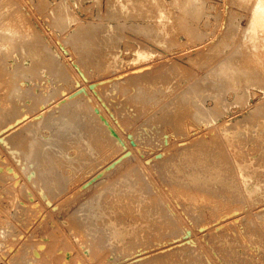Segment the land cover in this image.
Instances as JSON below:
<instances>
[{
	"label": "rangeland",
	"instance_id": "obj_1",
	"mask_svg": "<svg viewBox=\"0 0 264 264\" xmlns=\"http://www.w3.org/2000/svg\"><path fill=\"white\" fill-rule=\"evenodd\" d=\"M133 1L0 0V264H264V28H252L256 0ZM70 125L97 138L95 160L62 135ZM23 126L46 157L62 158V146L67 159L46 173L14 137ZM116 186L121 197L95 198Z\"/></svg>",
	"mask_w": 264,
	"mask_h": 264
},
{
	"label": "bare ground",
	"instance_id": "obj_2",
	"mask_svg": "<svg viewBox=\"0 0 264 264\" xmlns=\"http://www.w3.org/2000/svg\"><path fill=\"white\" fill-rule=\"evenodd\" d=\"M113 1H116V0H113ZM119 1H120V0H119ZM127 1H128V0H127ZM135 1L142 3V5H147V1H148V0H135ZM135 1H133L134 4H135ZM149 1H150V3L152 4V2H155L156 0H149ZM43 3H44V2H43ZM113 3H114V2H113ZM129 3H130V0H129ZM118 4H119V3H118ZM131 4H132V2H131ZM131 4H130V5H131ZM136 4H137V3H136ZM153 4H154V3H153ZM140 5H141V4H140ZM137 6H138V5H137ZM151 6H152V5H151ZM153 6L156 7V5H153ZM153 6H152V7H153ZM42 7H43V5H42ZM114 7H115V6H114ZM141 7H142V6H141ZM144 7H145V6H144ZM146 7H147V6H146ZM152 7H149V8H152ZM142 8H143V7H142ZM147 8H148V7H147ZM153 9H154V8H153ZM153 9H152V10H153ZM156 9L158 10V9H160V8H156ZM156 9H155V11L158 12ZM148 10H149V9H148ZM152 10H151V11H152ZM160 10H161V9H160ZM155 11H153V12L155 13ZM161 11H162V10H161ZM112 12H113V11H112ZM158 13H160V12H158ZM111 14H113V13H111ZM152 14H153V13H152ZM156 14H157V13H156ZM156 14H155V16H156ZM115 15H116V14H115ZM111 17H112V16H111ZM151 17H153V16H151ZM158 17H159V15H158ZM153 18H154V17H153ZM156 18H157V17H156ZM155 20H156V19H155ZM11 22H12V21H11ZM8 23H9V22H8ZM59 23H61V22H59ZM251 23H252V21H251ZM62 24H63V23H62ZM6 25H7V24H6ZM185 25H186V24H185ZM259 25L263 26L262 28H264V0H256L255 5H254V8H253V23H252V28H255V27L257 28ZM4 26H5V25H4ZM0 28H1V26H0ZM137 29H138V28H137ZM249 29H250V28H249ZM260 30H261V29H260ZM81 32H82V31H81ZM250 33H251V32H250ZM250 33H249V34H250ZM254 34H256V32H255ZM72 38H74V37H72ZM257 38H258V37H257ZM263 39H264V38H263ZM78 40H79V39H78ZM82 41H83V40H82ZM263 42H264V41H263ZM74 43H75V42H74ZM91 45H92V43H91ZM3 46H4V45H3ZM76 48H77V47H76ZM28 50H30V49H28ZM83 50H84V49H83ZM26 52H27V51H26ZM29 52L32 53V49H31V51H29ZM29 52H28V53H29ZM35 52H36V51H34L33 54H34ZM35 55L39 58V54H38V53H36ZM81 55H82V53H81ZM84 55H85V54H84ZM84 55H82V56H84ZM40 58H41V57H40ZM114 59H115V58H114ZM39 60H41V59H39ZM47 60H48V59H47ZM45 61H46V59H45ZM40 63H42V60H41ZM46 63H48V61H46ZM226 63H227V62H226ZM232 63H233V61H232ZM38 64H39V61H38ZM3 65H4V64H3ZM228 65H229V62H228ZM228 65H227V66H228ZM108 66H109V65H108ZM110 66H111V64H110ZM218 66H220V65H218ZM231 66H232V65H231ZM0 67H1V66H0ZM4 67H5V66H3V68H4ZM23 67H24V66H23ZM228 67H229V66H228ZM1 68H2V67H1ZM17 69H19V68L17 67ZM22 69H25V67H24V68H21L20 70H22ZM3 70L5 71V70H7V68L5 67ZM3 70H2V71H3ZM4 71H3V73H4ZM214 72H215V70H214ZM237 74H238V73H237ZM243 76H244V75H243ZM253 76H254V75H253ZM253 76H252V77H253ZM247 77H248V76H247ZM247 77H246V78H247ZM254 77H256V76H254ZM237 78H238V77H237ZM250 78H251V77H250ZM257 78H258V77H257ZM223 79H224V78H223ZM227 79H228V78H227ZM228 80H229V79H228ZM228 80H227V81H228ZM235 80H236V79H235ZM244 81H245V80H244ZM214 82H215V81H214ZM223 82H224V81H223ZM232 82H233V81H232ZM234 82H235V81H234ZM240 82H241V81H240ZM247 82H249V81H247ZM250 82H251V81H250ZM255 82H256V81H255ZM255 82H254V83H255ZM257 82H258V81H257ZM226 83H228V82H226ZM217 84H218V83H217ZM221 84H222V82H221ZM228 84H229V83H228ZM238 84H239V83H238ZM238 84H237V85H238ZM218 85H219V84H218ZM232 85H233V84H232ZM215 86H216V85H215ZM222 86H223V85H222ZM224 86H225V84H224ZM228 86H229V85H228ZM233 86H234V85H233ZM244 86H246V85H244ZM201 87H202V86H201ZM216 87H218V86H216ZM219 87H221V86H219ZM230 87H231V89H232V86H230ZM221 88H222V87H221ZM225 88H227V87H225ZM219 89H220V88H219ZM227 89H228V88H227ZM241 89H243V88H241ZM198 90H199V89H198ZM205 90H206V89H204V91H205ZM220 90H221V89H220ZM233 90L235 91L236 89H233ZM202 91H203V90H202ZM225 91H226V90H225ZM204 93H205V92H204ZM227 96H228V95H227ZM229 96H230V95H229ZM239 96H240V95H239ZM235 97H236V96H235ZM239 98H240V97H239ZM241 98H242V97H241ZM224 100H225V99H224ZM222 102H223V101H222ZM218 103H219V102H218ZM67 106H68V105H67ZM13 108H14V107H13ZM166 109H167V108H166ZM166 109H165V111H166ZM15 110H17V109H15ZM15 110H14V113H16ZM41 110H42V109H41ZM168 110H169V109H168ZM216 110H217V109H216ZM18 112H19V111H18ZM37 112H38V111H37ZM39 112H41V111H39ZM162 112H163V111H162ZM168 112H170V111H168ZM214 112H216V111L214 110ZM44 113H45V112H44ZM12 114H13L12 112L9 113V116H11ZM16 114H17V113H16ZM20 114H21V112H20ZM68 114H69V110H68V108L66 107V110H65V117H67ZM209 114H210V113H209ZM209 114H208V115H209ZM216 114H217V113H216ZM42 115H43V114H42ZM165 115H166V114H165ZM165 115H164V116H165ZM172 115H173V114H172ZM261 115L264 116V114H261ZM19 116H20V115H19ZM19 116H17L18 119H19ZM164 116H163V117H164ZM31 117H32V116H31ZM51 117H52L51 115L48 116V122H49V124H51V126H54V123H52V119H51ZM171 117H172V116H171ZM209 117H210V116H209ZM172 118H173V117H172ZM257 118H258V117H257ZM21 119H22V117H21ZM169 119H171V118L169 117ZM28 120H29V119H28ZM167 120H168V119H167ZM174 120H178V118H176V119L174 118ZM259 120H260V119H259ZM261 120H262V119H261ZM19 121H20V120H19ZM19 121L17 120V123H20ZM25 121H26V120H25ZM23 122H24V121H23ZM29 122H30V120H29ZM174 122H175V121H174ZM262 122H263V120H262ZM17 123H16V125L18 126ZM21 123H22V121H21ZM32 123H33V122H30V124L27 123L28 125H27V126L25 125V126L28 127V126H30ZM180 123H181V122H180ZM24 124H26V123H24ZM19 125H20V124H19ZM17 126H14V129H15ZM70 126H71V128H68L67 130L64 129V130L62 131V135H65L66 137H69V138H70V137H76V138L78 139L77 142L82 146V147L80 148V149H81V153L83 152L81 155H84V153H87L88 155L91 156V157H89L90 160H95V157H94V156H95V154H97V152H95V149H96V147H98V146H97V138L93 137V138H91L90 140H88L87 138L82 137V131H81V128H80L78 125H70ZM18 127H20V126H18ZM26 127L23 126V128H18V129L16 130V132L14 133V134H15L14 137H18V139H19V143L21 144V146H23L24 148L26 147L27 149H30V151L28 150L29 152L27 151L28 153L26 152V153L28 154V156H31L30 158H33V159L36 158V159H37V161L35 160L36 163L38 162L39 167H41V166L43 165V166H44L43 170H44L45 172L48 171L47 169H49L50 171H52V168H53V167H56V168H57V166H56V165H57V162H56V161H57L58 159H60V160H59V162H60V161L62 160V158L66 157V156L68 155L67 152L65 151V149H64L62 146L59 147V148H60L59 155H60L62 158H59V157H58V158H56V159H57V160H56V159H53V157L51 158V156H50V157H49V156L46 157L44 154H42V151H40L39 148H38L35 144H33L32 142H29L27 139H25V137L23 136V133H22V132L25 130ZM179 127H180V126H179ZM181 127H182V126H181ZM9 129H10V128H9ZM14 129H13V130H14ZM56 129L61 131V129H60L59 127H56ZM92 129H93V130H92ZM92 129H91L92 131H95V130L97 131V130H98L97 127H95V130H94L93 127H92ZM91 130H90V131H91ZM183 130H184V128H183ZM186 130H187V129H186ZM10 131H11V129L9 130V132H10ZM263 132H264V131H263ZM6 133H7V132H6ZM63 133H64V134H63ZM94 133H96V132H94ZM97 133H98V132H97ZM185 133H186V131H185ZM186 134H187V133H186ZM11 136H13V135H11ZM11 136H10V137H11ZM188 138H189V137H188ZM186 139H187V138H186ZM183 140H184V139H183ZM188 140H189V139H188ZM46 141H47V140H45V142H46ZM190 141H191V139H190ZM236 141H237V140H236ZM259 141H260V140H259ZM263 142H264V141H263ZM209 144H210V143H209ZM229 144H230V143H229ZM238 144H239V143H238ZM238 144H237V145H238ZM240 144H241V143H240ZM262 144H263V143H262ZM80 145H79V146H80ZM210 145H211V144H210ZM204 146H206V145H204ZM212 146H213V145H212ZM223 146H225L224 143H223ZM234 146H235V145H234ZM93 147H94V148H93ZM213 147H214V146H213ZM227 147H228V146H227ZM238 147H239V146H238ZM240 147H241V146H240ZM205 148H206V147H205ZM219 148H220V147H218V149H219ZM225 148H226V147H225ZM228 148H229V147H228ZM235 148H236V147H235ZM206 149H207V148H206ZM212 149H213V148H212ZM260 149H261V148H260ZM224 150H225V149H224ZM236 150H238V149H236ZM241 150H242V149H241ZM209 151H210V148H209ZM209 151H205V152H206V153H210V152H212V151H213L212 153L215 152V150H212V151H210V152H209ZM220 151H221V150H220ZM220 151H219V152H220ZM226 151H228V150H226ZM230 151H231V150H230ZM238 151H240V150H238ZM24 152H25V151H24ZM217 152H218V151H217ZM222 152H223V151H222ZM235 152H236V151H235ZM187 153H188V152H187ZM187 153H186V154H187ZM223 153H224V152H223ZM226 153H227V152H226ZM245 153H246V152H245ZM254 153H255V152H254ZM196 154H197V153H196ZM224 154H225V153H224ZM231 154H232V153H231ZM238 154H239V153H238ZM240 154H241V153H240ZM260 154H261V153H260ZM12 155H13V154H12ZM81 155H80V156H81ZM85 155H86V154H85ZM88 155H87V156H88ZM197 155H198V154H197ZM200 155H201V154H200ZM204 155H206V154H204ZM211 155H212V154H211ZM232 155H233V154H232ZM87 156H86V157H87ZM192 156L194 157V155H192ZM208 156H209V155H208ZM236 156H237V154H236ZM247 156H248V155H247ZM260 156H261V155H260ZM81 157H82V156H81ZM81 157H80V159H79L80 161H81ZM176 157H177V156H176ZM187 157H188V156H187ZM187 157H186V158H187ZM190 157H191V156H190ZM169 158H170V157H169ZM181 158H182V157H181ZM202 158H203V157H202ZM210 158H211V157H210ZM224 158H226V157H224ZM229 158H230V157H229ZM246 158H247V157H246ZM248 158H250V157H248ZM66 159H67V157H66ZM82 159H83V161L85 160L84 158H82ZM96 159H97V157H96ZM170 159H171V158H170ZM231 159H232V158H231ZM233 159H234V158H233ZM237 159H238V158H237ZM237 159H236V160H237ZM55 160H56V161H55ZM70 160H71V159H70ZM70 160H69V161H70ZM165 160H166V159H165ZM174 160H175V159H174ZM174 160H173V161H174ZM208 160H209V158H208ZM234 160H235V159H234ZM245 160H246V159H245ZM62 161H65V160H62ZM62 161H61V162H62ZM69 161H68V162H69ZM72 161L74 162V160H72ZM72 161H70V164L72 163ZM87 161H88V160H87ZM167 161H169V160H167ZM171 161H172V160H171ZM224 161H225V160H224ZM224 161H223V162H224ZM228 161H229V160H228ZM230 161H231V160H230ZM248 161H250V160H248ZM252 161H253V160H252ZM252 161H251V162H252ZM93 162H94V161H93ZM93 162H91V163H93ZM160 162H161V161H160ZM160 162H159V163H160ZM178 162H179V161H178ZM178 162H177V163H178ZM198 162H199V160H198ZM201 162H202V161H201ZM205 162H206V161H205ZM205 162H204V164H205ZM240 162H241V160H240ZM240 162H239V163H240ZM255 162H256V161H255ZM257 162H258V161H257ZM174 163H175V161H174ZM174 163H173V164H174ZM177 163H175V164H177ZM179 163H180V162H179ZM187 163H189V162H187ZM190 163H191V162H190ZM209 163H210V162H209ZM224 163H226V162H224ZM231 163H232V162H231ZM231 163H230V164H231ZM239 163H236V164H239ZM244 163H245V162H244V160H243V165H244ZM247 163H248V162H247ZM247 163H245V166H246ZM50 164H51V165H50ZM58 164H59V163H58ZM67 164H68V163H67ZM173 164H172V167H173ZM180 164H181V163H180ZM204 164H203V165H204ZM248 164H249V163H248ZM261 164H262V162H261ZM48 165H50V168H48ZM59 165H60V164H59ZM198 165H199V164H198ZM212 165H214V164H212ZM215 165H216V164H215ZM218 165H219V164H218ZM228 165H229V164H228ZM231 165L233 166L234 163L231 164ZM240 165H242V164H240ZM255 165H256V164H255ZM259 165H260V164H259ZM43 166H42V167H43ZM69 166H70V165H69ZM71 166H73V165H71ZM158 166H159V165H158ZM180 166H181V165H180ZM180 166L178 165V167H180ZM186 166H187V165H186ZM196 166H197V165H196ZM196 166H195V168H196ZM199 166H200V165H199ZM207 166H208V164H207ZM207 166H206V167H207ZM210 166H211V163H210ZM238 166H239V165H238ZM250 166H251V165H250ZM58 167H59V166H58ZM184 167H185V166H184ZM190 167H191V166H190ZM200 167H203V166L201 165ZM200 167H199V168H200ZM211 167H212V166H211ZM223 167H224V166H223ZM234 167H236V166H234ZM241 167H242V166H241ZM253 167H254V166H253ZM257 167H258V166H257ZM259 167H260V166H259ZM45 168H46V170H45ZM56 168H55V169H56ZM73 168L75 169L74 166H73ZM163 168H164V167H163ZM167 168H168V167H167ZM207 168H208V167H207ZM214 168H215V167H214ZM219 168H220V167L218 166L217 169H219ZM229 168H230V167H229ZM237 168H238V167H237ZM254 168H255V167H254ZM263 168H264V167H263ZM41 169H42V168H41ZM164 169H165V168H164ZM175 169H177V168H175ZM185 169H186V167H185ZM189 169H190V168H189ZM211 169H213V168H211ZM211 169H209V170L212 172L213 170H211ZM217 169H214V170H217ZM227 169H228V168H227ZM227 169H225V170H227ZM245 169L248 170V167H246ZM259 169H260V168H259ZM173 170H174V169H173ZM183 170H184V169H183ZM183 170H182V171H183ZM190 170H191V169H190ZM203 170H204V168H203ZM203 170H202V172H203ZM205 170H207V169H205ZM225 170H224V172H226ZM232 170H233V169H232ZM240 170H242V169H240ZM243 170H244V167H243ZM252 170H253V169H252ZM252 170H251V171H252ZM254 170H255V169H254ZM256 170H257V169H256ZM256 170H255V171H256ZM263 170H264V169H263ZM263 170H261V172H262ZM41 171H42V170H41ZM50 171H48V173H50ZM53 171H54V170H53ZM59 171H60V170H59ZM164 171H165V170H164ZM164 171H163V172H164ZM167 171H168V170H167ZM182 171H181V172H182ZM184 171H186V170H184ZM184 171H183V172H184ZM192 171H193V170H192ZM230 171H231V170H230ZM245 171H246V170H245ZM245 171H244L243 173H246ZM42 172H43V171H42ZM55 172H56V170H55L53 173L55 174ZM134 172H136V171H134ZM168 172H169V171H168ZM175 172H176V171H175ZM177 172H178V171H177ZM177 172H176V173H177ZM179 172H180V171H179ZM196 172H197V171H196ZM205 172H208V170L205 171ZM224 172H222V174H223ZM238 172H240V171H238ZM46 173H47V172H46ZM59 173H60V172H59ZM59 173H56L55 175H57V174H59ZM128 173H129V171H128ZM187 173H188V171H187ZM187 173H186V174H187ZM192 173H193V172H191V174H192ZM198 173H200V172H198ZM208 173H209V172H208ZM232 173H233V172H232ZM243 173H242L241 175H243ZM254 173H255V172H254ZM124 174H125V173H124ZM126 174H127V173H126ZM140 174H141V173H140ZM164 174H165V173H164ZM169 174H170V173H169ZM169 174H167V175H169ZM172 174H173V173H172ZM174 174H175V173H174ZM178 174H180V173H178ZM182 174H183V173H182ZM194 174H195V173H194ZM203 174H204V173H203ZM205 174H207V173H205ZM212 174H213V173H212ZM217 174H219V172H217ZM252 174H253V173H252ZM258 174H260V173H258ZM130 175H131V174H130ZM130 175H129V176H130ZM138 175H139V174H138ZM167 175H166V176H167ZM180 175H181V174H180ZM208 175H209V174H208ZM229 175H230V174H229ZM235 175H237V174L235 173ZM244 175H245V174H244ZM248 175H249V173H248ZM129 176H128V177H129ZM136 176H137V175H136ZM163 176H165V175H163ZM181 176H182V175H181ZM185 176H186V175H185ZM188 176H189V175H188ZM188 176H186V177H188ZM190 176H191V175H190ZM201 176H202V175H201ZM204 176H205V175H204ZM211 176H213V175H211ZM221 176H223V175H221ZM224 176H225V175H224ZM246 176H247V175H246ZM252 176H254V175H252ZM260 176H261V175H260ZM58 177H59V176H58ZM61 177H62V176H61ZM133 177H134V176H133ZM161 177H162V176H161ZM170 177H171V176H170ZM174 177H175V175H174ZM174 177H173V178H174ZM192 177H193V176H191V178H192ZM195 177H196V176H195ZM195 177H194V178H195ZM197 177H198V176H197ZM197 177H196V178H197ZM199 177H200V176H199ZM206 177H207V176H206ZM214 177H215V179L217 180V178L220 177V176H219V175L217 176V175L214 174ZM214 177H212V178L214 179ZM126 178H127V177H126V175H125V179H126ZM139 178H140V177H139ZM142 178H143V177H142ZM181 178H182V177H181ZM194 178H193V179H194ZM200 178H201V177H200ZM202 178H203V177H202ZM212 178L210 177V178L208 179V181H209L210 179H212ZM233 178H234V177H233ZM242 178H243V177H242ZM250 178H252L251 180H254L253 177H250ZM259 178H260V177H259ZM60 179H61V178H60ZM62 179H63V177H62ZM122 179H124V176H123ZM127 179H128V178H127ZM129 179H130V178H129ZM129 179H128V180H129ZM133 179H134V178H133ZM183 179H184V178H183ZM187 179H188V178H187ZM187 179H186V180H187ZM198 179H199V178H198ZM203 179H204V178H203ZM218 179H219V178H218ZM227 179H228V178H227ZM262 179H263V178H262ZM141 180H142V179H141ZM141 180H140V181H141ZM163 180H164V179H163ZM174 180H176V179H174ZM196 180H197V179H196ZM234 180H235V179H234ZM238 180H239V179H238ZM263 180H264V179H263ZM166 181H167V179H166ZM180 181H181V180H180ZM182 181H183V180H182ZM200 181H202V180H200ZM203 181H204V182H203ZM203 181H202V183L205 184V182L207 181V179H206V181H205V179H204ZM212 181L214 182L215 180H212ZM220 181H221V180H220ZM220 181H218V182H220ZM242 181H243V179H242ZM249 181H250V180H248V183H250ZM254 181H255V180H254ZM254 181H253V182H254ZM60 182H61V181H60ZM122 182H123V181H122ZM167 182H168V181H167ZM171 182H172V181H171ZM173 182H174V181H173ZM185 182H186V181H185ZM196 182H197V181H196ZM198 182H199V180H198ZM209 182H210V181H209ZM209 182H206V184L209 183ZM215 182H216V181H215ZM215 182H214V183H215ZM228 182H229V181H228ZM228 182H227V183H228ZM244 182H246V180L243 181V182H241V183H243V185H244ZM129 183H130V182H129ZM137 183H139V180L137 181ZM174 183H176V182H174ZM180 183H181V182H180ZM188 183H189V182H188ZM188 183L186 184L187 186H188ZM193 183H194V180H193ZM200 183H201V182H200ZM211 183H212V182H211ZM221 183H222V181H221ZM224 183H225V182H224ZM227 183H226V184H227ZM230 183H232V182H230ZM230 183H229V185H230ZM258 183H259L258 181L255 182V184H256L258 187H256V185H255L254 187H256V188L259 189V187H260L259 185H260L261 183H259V184H258ZM139 184H140V183H139ZM171 184H172V183H171ZM195 184H196V183H195ZM206 184H205V185H206ZM209 184H210V183H209ZM215 184H216V183H215ZM237 184H239V183H237ZM245 184H246V183H245ZM123 185H128L127 180H126V182H125V180H124ZM140 185H141V184H140ZM142 185H145V186H146L145 183L142 184ZM147 185H148V184H147ZM175 185H176V184H175ZM186 185H184V187H185ZM196 185H197V184H196ZM199 185H200V184H199ZM202 185H203V184H202ZM205 185H203V186H205ZM216 185H217V184H216ZM220 185H221V184H220ZM234 185H235V183H234ZM239 185H240V184H239ZM135 186H136V185H135ZM135 186H134L132 183L130 184V187H131V188H133V187H135ZM138 186H139V185H138ZM145 186H144V187H145ZM148 186H150V185H148ZM177 186H179V184H178ZM187 186H186L185 188H188ZM191 186H192V185H191ZM191 186H190V187H191ZM203 186H202V187H203ZM221 186H222V185H221ZM226 186H227V185H226ZM140 187H141V186H140ZM169 187H170V186H169ZM173 187H174V186H173ZM179 187H180V186H179ZM181 187H182V186H181ZM184 187H183V188H184ZM193 187H194V186H193ZM193 187H192V188H193ZM195 187H196V186H195ZM200 187H201V186H200ZM224 187H225V186L223 185V188H224ZM229 187L232 188V184H231V186H229ZM229 187H226V189L229 188ZM238 187H239V186H238ZM244 187H245V186H244ZM244 187H243V188H244ZM104 188H105V187H104ZM104 188H103L102 190H100L99 193H97V195H96L97 197L95 196L96 199H97V198L100 199L101 195H102L104 192H105V193H106V192H109V193L111 192L110 194H112V196H113L114 194H117V195H120V197H121V194H120V193H122V191H124L121 187H118V186H116V188H114L113 190L110 189L109 187H107V188H105V189H104ZM142 188H143V187H142ZM207 188H208V187H207ZM216 188H217V187H216ZM223 188H222V190H223ZM231 188H230V189H231ZM260 188H262V186H261ZM134 189H135V188H134ZM138 189H141V188H138ZM138 189H137V190H138ZM145 189H146V188H145ZM181 189H182V188H181ZM193 189H195V188H193ZM200 189H201V188H200ZM205 189H206V188H205ZM208 189H209V188H208ZM232 189H233V188H232ZM239 189H240V187H239ZM263 189H264V186H263ZM108 190H111V191H108ZM148 190H149V189H148ZM172 190H173V189H172ZM176 190H177V189H176ZM178 190H180V189L178 188ZM184 190H185V189H184ZM186 190H188V189H186ZM195 190H196V189H195ZM222 190H220V191H222ZM233 190H235V189H233ZM254 190H255V189H254ZM260 190H262V189H260ZM103 191H104V192H103ZM139 191H140V190H139ZM192 191H194V190H192ZM192 191H191V192H192ZM198 191H200V190H197V192H198ZM201 191H203V188H202ZM207 191H208V190H207ZM212 191H214V190H212ZM215 191H216V190H215ZM217 191H218V190H217ZM220 191H218V192H220ZM223 191H224V190H223ZM229 191H230V190H228V194H229ZM237 191H238V190H237ZM175 192H176V191H175ZM204 192H206V191H204ZM208 192H209L210 194H211V193H216V192H210V191H208ZM230 192H231V191H230ZM235 192H236V191H235ZM244 192H245V191H244ZM250 192H251V191H250ZM250 192L248 191L249 194H250ZM255 192H256V190H255ZM255 192H254V194H255ZM145 193H146V192H145ZM145 193H144V194H145ZM177 193H182V192H181V191H178ZM189 193H190V191H189ZM220 193L222 194V192H220ZM226 193H227V190H226ZM123 194H124V192H123ZM123 194H122V195H123ZM153 194H154V193H152V195H153ZM198 194H199V193H198ZM202 194H203V193H202ZM210 194H207V195H209V197H211ZM223 194H224V193H223ZM230 194H232V193H230ZM230 194H229V195H230ZM235 194H236V193H235ZM263 194H264V192H263ZM263 194H262V195H263ZM140 195H141V197H142V194H140ZM178 195H179V194H178ZM193 195H194V194H193ZM200 195H201V194H200ZM200 195H199V197L201 198ZM205 195H206V193H205ZM232 195H233V194H232ZM243 195H245V194H243ZM106 196H107V194H106ZM106 196H105V197H106ZM110 196H111V195H110ZM148 196H150V195H148ZM186 196H187V195H186ZM190 196H192V195H190ZM222 196H223V195H222ZM226 196H227V195H226ZM233 196H234V195H233ZM240 196H241V195H240ZM102 197H103V195H102ZM115 197H116V196H115ZM115 197H114V198H115ZM118 197H119V196H118ZM143 197H144V196H143ZM150 197H151V196H150ZM150 197H149V198H150ZM179 197H180V196H179ZM193 197H194V196H193ZM214 197H216V196H213V198H214ZM218 197H219V196H217V198H218ZM223 197H224V196H223ZM223 197H222V198H223ZM227 197H228V196H227ZM235 197H237V195L234 196L233 199H236ZM243 197H244V196H243ZM260 197H261V196H260ZM146 198H148V197H146ZM180 198H182V197H180ZM186 198H188V196H187ZM189 198H190V197H189ZM207 198H208V197H207ZM98 199H97V200H98ZM102 199H103V198H102ZM102 199H100L101 202H102ZM105 199H106V198H105ZM115 199H116V198H115ZM144 199H145V198H144ZM144 199L142 198V200H144ZM190 199H191V198H190ZM205 199H206V198H205ZM214 199H215V198H214ZM225 199H226V198H225ZM225 199H224V201H225ZM244 199H246V198H244ZM259 199H260V198H259ZM94 200H95V199H94ZM120 200H121V199H120ZM120 200H119V201H120ZM147 200H148V199H147ZM150 200H152V197H151ZM187 200H188V199H187ZM222 200H223V199H222ZM226 200H227V199H226ZM237 200H238V199H237ZM242 200H243V199H242ZM246 200H248V199H246ZM254 200H255V199H254ZM90 201H92V200H90ZM103 201H104V199H103ZM107 201H108V200H107ZM107 201H106V202H107ZM113 201H114V199H113ZM144 201H145V200H144ZM218 201H219V200H218ZM224 201H223V202H224ZM232 201H233V200H232ZM248 201H250V200H248ZM252 201H253V200H252ZM94 202L97 203V201H96V200H95V201H92V204H94V206H95V203H94ZM116 202H117V199H116ZM116 202H115V203H116ZM120 202H121V201H120ZM152 202H153V201H152ZM193 202H194V200H193ZM212 202H213V201H212ZM220 202H221V201H220ZM233 202H234V201H233ZM245 202H246V201H245ZM88 203H89V201H88ZM113 203H114V202H113ZM143 203H144V202H143ZM145 203H146V202H145ZM145 203H144V204H145ZM157 203H158V202H157ZM188 203H189V202H188ZM202 203H203V202H202ZM224 203H228V202H224ZM229 203H230V202H229ZM246 203H247V202H246ZM248 203H249V202H248ZM248 203H247V204H248ZM85 204H86V203H85ZM89 204L91 205V202H90ZM97 204H98V203H97ZM99 204H100V202H99ZM102 204H103V203H102ZM109 204H110V203H109ZM119 204H120V203H119ZM127 204H128V206H129L130 203H127ZM203 204H204V203H203ZM208 204H209V203H208ZM222 204H223V203H222ZM222 204H221V205H222ZM234 204H235V203H234ZM234 204H233V205H234ZM237 204H238V203H236V205H237ZM239 204H240V203H239ZM241 204H242V203H241ZM249 204H250V203H249ZM116 205H117V204H116ZM130 205H131V204H130ZM154 205H155V204H154ZM186 205H187V204H186ZM199 205H200V204H199ZM201 205H202V204H201ZM204 205H206V204H204ZM210 205H211V204H210ZM210 205H209V206H210ZM219 205H220V204H219ZM244 205H245V204H244ZM260 205H261V204H260ZM94 206H93V207H94ZM101 206H102V205H101ZM107 206H109V205H107ZM126 206H127V205H125V207H126ZM128 206H127V208H128ZM133 206H134V205H133ZM143 206H144V205H143ZM157 206H158V205H157ZM191 206H192V205H191ZM222 206H223V205H222ZM242 206H243V204H242ZM248 206H249V205H248ZM250 206H251V205H250ZM254 206H256V205H254ZM263 206H264V205H263ZM85 207H86V206H85ZM89 207H90V206H89ZM89 207H88V208H89ZM91 207H92V206H91ZM91 207H90V208H91ZM109 207H110V206H109ZM148 207H150V206L148 205ZM159 207H160V206H159ZM211 207H212V206H211ZM227 207H229V206L227 205ZM230 207H231V204H230ZM261 207H262V205H261ZM86 208H87V207H86ZM97 208H98V207H97ZM100 208H101V207H99V209H100ZM106 208H108V207H106ZM106 208L104 207V209H106ZM118 208H120V206H119ZM130 208H131V206H129V209H130ZM134 208H135V207H134ZM153 208H154V207H153ZM193 208H194V207H193ZM193 208H192V210H193ZM200 208H201V206H200ZM204 208H205V207H204ZM212 208H214V207H212ZM239 208H240V207H239ZM254 208H255V207H254ZM259 208H260V207H259ZM91 209H92V208H91ZM91 209H89V210H91ZM102 209H103V208H102ZM104 209H103L102 211L100 210L99 213H100V212L103 213V211H104V213H106V211H105ZM109 209H110V208H109ZM156 209H157V208H156ZM162 209H163V208H162ZM196 209H197V207H196ZM201 209H202V208H201ZM208 209H209V208H208ZM208 209H207V210H208ZM224 209H225V208H224ZM229 209H230V208H229ZM231 209H232V208H231ZM231 209H230V210H231ZM242 209H243V208H242ZM85 210H86V209H85ZM89 210H87V211H89ZM106 210H107V209H106ZM111 210H113V211L117 210L116 206H114V208H111ZM111 210H110V211H111ZM144 210H146V209H144ZM188 210H189V209H188ZM190 210H191V209H190ZM209 210H210V209H209ZM213 210H214V209H213ZM222 210H223V209H222ZM232 210H233V209H232ZM234 210H235V208H234ZM234 210H233V211H234ZM238 210H239V209H238ZM243 210H244V209H243ZM245 210H246V209H245ZM245 210H244V211H245ZM248 210H249V209H248ZM83 211H84V210H83ZM107 211H108V210H107ZM117 211H118V210H117ZM130 211H133V210H130ZM150 211H151V209H150ZM156 211L159 212L158 210H156ZM161 211H162V210H161ZM161 211H160V213H161ZM198 211H199V210H198ZM236 211H237V209H236ZM244 211H243V212H244ZM246 211H247V210H246ZM253 211H254V210H253ZM263 211H264V209H263ZM93 212H94V211H92V215H93ZM95 212H98V211H95ZM115 212H116V211H115ZM115 212H114V213H115ZM137 212H138V211H137ZM143 212H144V211H143ZM146 212H147V211H146ZM162 212H163V211H162ZM193 212H195V211L193 210ZM205 212H206V211H205ZM207 212L209 213V211H207ZM210 212H211V210H210ZM226 212H227V210H226ZM228 212H229V211H228ZM250 212H251V211H250ZM255 212H256V210H255ZM84 213H85V212H84ZM90 213H91V212H90ZM90 213H89V216H90ZM104 213H103V215H105ZM107 213H108V212H107ZM107 213H106V215H107ZM129 213H130V212H129ZM150 213H151V212H150ZM224 213H225V211H224ZM244 213H246V212H244ZM86 214H87V213H86ZM100 214H101V213H100ZM100 214H99V215H100ZM126 214H127V213H126ZM126 214H125V215H126ZM138 214H141V213L139 212ZM138 214H137V215H138ZM163 214H164V213H163ZM190 214H191V213H190ZM193 214H194V213H193ZM202 214H204V213H202ZM202 214L200 215V217H203V216H204V215L202 216ZM212 214H213V213H212ZM248 214H250V213H248ZM248 214H247V215H248ZM252 214H253V212H252ZM252 214H251V215H252ZM257 214H258V213H257ZM82 215H83V214H82ZM92 215L90 216L91 218H88V217H89V216H88L87 219H90V221H91V219L94 218V215H95V214L93 215V217H92ZM114 215H115V214H114ZM123 215H124V214H123ZM127 215H128V214H127ZM147 215H148V214H147ZM165 215H166V214H165ZM198 215H199V214H198ZM207 215H208V214H207ZM207 215H206V216H207ZM210 215H211V214H210ZM80 216H81V215H80ZM80 216H79V217H80ZM84 216L86 217L87 215H84ZM95 216H97V215H95ZM101 216H102V215H101ZM110 216H111V215H110ZM110 216H109V217H110ZM115 216H116V215H115ZM134 216H135V215H134ZM158 216H159V215H158ZM208 216H209V215H208ZM233 216H234V215H233ZM238 216H239V215H238ZM240 216H241V215H240ZM240 216H239V217H240ZM259 216H260V215H259ZM261 216H262V215H261ZM85 217H83V218L85 219ZM109 217H108V218H109ZM113 217H114V216H113ZM124 217H126V216H124ZM161 217H162V216H161ZM163 217H164V216H163ZM195 217H197V216H195ZM209 217H211V216H209ZM209 217H208V218H209ZM235 217H236V215H235ZM248 217L250 218V216H248ZM257 217H258V216H257ZM263 217H264V216H263ZM72 218H73V217H72ZM74 218H75V217H74ZM80 218H81V217H80ZM95 218H96V217H95ZM98 218H100V217H98ZM98 218H97L96 220H99ZM102 218H103V217H102ZM106 218H107V217H106ZM106 218L104 217V220H105ZM110 218H111V217H110ZM166 218H169V217H166ZM249 218H248V219H249ZM253 218H255V217H253ZM253 218H252V219H253ZM78 219H79V218H78ZM87 219L84 220V221H88V222H89V220H87ZM100 219H101V218H100ZM113 219H114V218H113ZM120 219H121V218H120ZM201 219H202V218H201ZM219 219H220V218H219ZM252 219H250V220H252ZM256 219H257V218H256ZM80 220H82V218H81ZM96 220H95V221H96ZM104 220H102V221L104 222ZM114 220H115V219H114ZM163 220H164V219H163ZM208 220H209V219H207V221H208ZM226 220H227V219H226ZM75 221H76V220H75ZM95 221H94V222H95ZM100 221H101V220H100ZM108 221H109V220H108ZM116 221H117V220H116ZM155 221H156V219H155ZM155 221H154V222H155ZM167 221H168V219H167ZM169 221H170V220H169ZM203 221H205V220H203ZM256 221H257V220H256ZM260 221H261V220H260ZM125 222H126V220H125ZM158 222H159V221H158ZM160 222H161V221H160ZM230 222H231V221H230ZM250 222H251V221H250ZM80 223L82 224L83 222L80 221ZM86 223H87V222H86ZM91 223H92V222H91ZM95 223H96V222H95ZM105 223H107V222H105ZM112 223H113V222H112ZM119 223H120V222H119ZM126 223H129V222H126ZM227 223H228V222H227ZM248 223H249V221H248ZM248 223H247V224H248ZM260 223H261V222H260ZM74 224H75V222H74ZM87 224L89 225V223H87ZM87 224H86V225H87ZM92 224H94V223H92ZM96 224H97V223H96ZM107 224H108V223H107ZM156 224H157V223H156ZM156 224H155V225H156ZM159 224H160V223H159ZM164 224H166V223H164ZM170 224H171V223H170ZM170 224H169V225H170ZM249 224H250V223H249ZM77 225H78V224H77ZM97 225H98V224H97ZM103 225H104V224H103ZM103 225H102V226H103ZM108 225H109V224H108ZM160 225H162V224H160ZM160 225H158V226L160 227ZM167 225H168V224H167ZM234 225H235V224H234ZM234 225H233V226H234ZM236 225H237V224H236ZM245 225H246V224H245ZM250 225H251V224H250ZM257 225H258V224H257ZM105 226H106V225H105ZM105 226H103V227H105ZM109 226H110V225H109ZM123 226H124V225H123ZM151 226H152V225H151ZM221 226H222V225H221ZM225 226H226V224H225ZM227 226H230V225H227ZM233 226H232V227H233ZM253 226H254V225H253ZM88 227H89V226H88ZM112 227H114L113 224H112ZM159 227H158V228H159ZM246 227H247V226H246ZM77 228H78V227H77ZM106 228H108V227L106 226ZM123 228H124V227H123ZM228 228H229V227H228ZM256 228H257V227H256ZM82 229H83V227H82ZM87 229H88V228H87ZM91 229H93V228H91ZM101 229H102V228H101ZM116 229H118V226H117ZM154 229H155V228H154ZM176 229H177V228H176ZM252 229H253V228H252ZM254 229H255V228H254ZM103 230L105 231L106 229L103 228ZM110 230H111V228H110ZM118 230H119V229H118ZM162 230H163V229H162ZM84 231H85V230H84ZM95 231H96V230H95ZM112 231H113V228H112ZM122 231H123V230H122ZM122 231H120V232H122ZM174 231H175V230H174ZM210 231H211V230H210ZM80 232H81V231H80ZM89 232H91V231L89 230V231H88V234H89ZM107 232H108V231H107ZM109 232H110V231H109ZM113 232H115V231H113ZM117 232H118V231H117ZM132 232H133V230H132ZM161 232H162V231H161ZM175 232H176V231H175ZM91 233H92V232H91ZM91 233L89 234L90 236L88 235L87 237L92 238V239H91L92 241H93V240L96 241L97 239H94V238H97V236L95 237V233H94V234H93V233L91 234ZM98 233H99V232H98ZM172 233H173V231H172ZM207 233H208V232H207ZM211 233H213V232H210V234H211ZM85 234H86V233H85ZM108 234H109V233H108ZM114 234H115V233H114ZM116 234H117V233H116ZM124 234H125V233H124ZM124 234H123V235H124ZM208 234H209V233H208ZM100 235H101V234H100ZM100 235H99V237H100ZM111 235H112V234H110V236H111ZM132 235H133V234H132ZM132 235H131V236H132ZM138 235H140V234H138ZM138 235H137V236H138ZM150 235H151V234H150ZM85 236H86V235H85ZM102 236H103V234H102ZM211 236H212V235H211ZM104 237H105V236H104ZM106 237H107V236H106ZM114 237H115V236H114ZM133 237H136V235H135V236L133 235ZM141 237H142V236H141ZM141 237H140V238H141ZM246 237H247V236H246ZM252 237H253V236H252ZM119 238H120V237H119ZM122 238H123V237H122ZM122 238H121V239H122ZM136 238H137V237H136ZM248 238H249V237H248ZM259 238H260V237H259ZM259 238H258V239H259ZM105 239H106V238H105ZM105 239H104V240H105ZM113 239H114V238H113ZM121 239H120V241H121ZM249 239H250V238H249ZM254 239H257V238H254ZM111 240H112V239H111ZM115 240H116V239H115ZM124 240H125V239H124ZM124 240H122V241H124ZM248 241H250V240H248ZM248 241H247V242H248ZM254 241H255V240H254ZM254 241H253V242H254ZM86 242H87V238H86ZM96 242L98 243L99 241H96ZM102 242H103V241H101L100 243H102ZM107 242H108V241H107ZM223 242H224V241H223ZM261 242H262V241H261ZM88 243H89V242H87V244H88ZM94 243H95V242H94ZM100 243H99V244H100ZM103 243H104V242H103ZM110 243H111V242H110ZM174 243H175V242H174ZM255 243H256V242H255ZM259 243H260V242H259ZM104 244H105V243H104ZM108 244H109V243H108ZM111 244H112V243H111ZM120 244H121V243H120ZM249 244H250V243H249ZM260 244H261V243H260ZM91 245H93V244L91 243ZM94 245H95V244H94ZM94 245H93V246H94ZM96 245H98V244H96ZM105 245H106V244H105ZM109 245H110V244H109ZM121 245H122V244H121ZM221 245H222V243H221ZM226 245H227V243H226ZM254 245H255V244H254ZM112 246H114V245H112ZM117 246H118V244L116 245V247H117ZM223 246H224V245H223ZM258 246H259V245H258ZM261 246H262V245H261ZM95 247H96V246H95ZM98 247H99V246H98ZM173 247H174V246H173ZM231 247H232V246H231ZM262 247H263V246H262ZM114 248H115V246H114ZM221 248H223V247H221ZM227 248H228V247H227ZM248 248H249V247H248ZM260 248H261V247H260ZM97 249H98V248H97ZM111 249L113 250V248H111ZM116 249H117V248H116ZM116 249H115V250H116ZM118 249H119V247H118ZM166 249H167V248H166ZM174 249H175V248H174ZM176 249H177V248H176ZM107 250H108V249H107ZM120 250H121V249H120ZM155 250H156V249H155ZM226 250H227V249H226ZM263 250H264V249H263ZM97 251H99V250H97ZM103 251H106V249H105V250L103 249ZM103 251H102V252H103ZM253 251L255 252V249H254ZM154 252H156V251H154ZM165 252L167 253V251H165ZM165 252H164V253H165ZM221 252H222V251H221ZM227 252H229V251H227ZM117 253H118V252H117ZM117 253H116V254H117ZM119 253H121V252H119ZM223 253H224V252H223ZM258 253H259V252H258ZM151 254H152V253H151ZM195 254H196V253H195ZM159 255H160V254H159ZM140 256H141V255H140ZM143 256H144V255H143ZM197 256H198V254H197ZM149 257H150V256H149ZM151 257H152V256H151ZM229 257H230V256H229ZM232 258H233V257H232ZM147 259H148V258H147ZM147 259H145V260H147ZM250 259H251V258H250ZM148 260H149V259H148ZM226 260H228V258H227ZM233 260H234V259H233ZM148 262H149V261H148ZM193 262H194V261H193ZM198 263H199V261H198ZM245 264H246V263H245ZM248 264H250V263H248Z\"/></svg>",
	"mask_w": 264,
	"mask_h": 264
}]
</instances>
